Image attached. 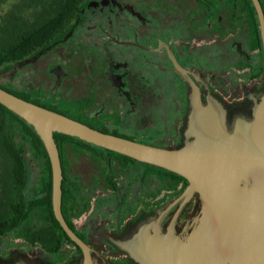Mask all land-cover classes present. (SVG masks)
<instances>
[{
	"label": "flooded vegetation",
	"instance_id": "flooded-vegetation-1",
	"mask_svg": "<svg viewBox=\"0 0 264 264\" xmlns=\"http://www.w3.org/2000/svg\"><path fill=\"white\" fill-rule=\"evenodd\" d=\"M63 16L68 19L43 21L53 28L47 43L23 60L69 32L67 40L20 67L17 83L30 98L86 124L179 148L195 140L188 133L190 79L205 104L213 95L225 105L230 127L253 117L264 94L263 40L252 0H69ZM59 150L64 216L99 264H139L122 242L156 223L162 232L173 226L185 235L201 212L200 194L183 196L188 180L169 170L76 152L69 143ZM33 171L40 187L42 171ZM0 183L1 204L6 192ZM8 226L0 221V264H81L74 241L60 253L40 240L31 248L24 228L15 238Z\"/></svg>",
	"mask_w": 264,
	"mask_h": 264
},
{
	"label": "water",
	"instance_id": "water-1",
	"mask_svg": "<svg viewBox=\"0 0 264 264\" xmlns=\"http://www.w3.org/2000/svg\"><path fill=\"white\" fill-rule=\"evenodd\" d=\"M252 1L264 48V9L260 0ZM68 37L69 32L5 73L12 77L20 67L35 62ZM190 82L188 133L195 140L179 148L103 132L0 86V103L33 126L45 145L52 170L53 212L69 238L81 248V264L99 263L64 216V173L55 132L169 170L188 180L183 196L200 194L201 212L185 235L177 234L173 226L167 233L162 232L156 223L153 231L145 226L121 243L139 264H264V94L253 117H241L230 127L225 105L213 95L205 104L198 86Z\"/></svg>",
	"mask_w": 264,
	"mask_h": 264
},
{
	"label": "trees",
	"instance_id": "trees-1",
	"mask_svg": "<svg viewBox=\"0 0 264 264\" xmlns=\"http://www.w3.org/2000/svg\"><path fill=\"white\" fill-rule=\"evenodd\" d=\"M4 1L0 0V86L25 100L69 116L65 111L53 105L45 104L39 99L30 98L28 93L21 89L17 83L18 72L12 77L5 73L14 64L22 61L23 55H29L36 48L47 43L45 39L51 35L53 28L42 23L61 18L63 20L68 19L67 16L62 17V15L69 9V0H22L7 14L2 13L1 5ZM61 7L62 10H60ZM25 11L31 12V16L27 18ZM24 33H26L27 38L23 40L22 35ZM38 34H41L42 38H39ZM88 125L106 133L143 142L128 137L121 132L92 124ZM54 136L58 147L69 143V147H73L78 152L108 153L112 158L135 161L128 156L87 143L78 137L58 132H55ZM28 151L34 154L33 156L37 161L42 162L43 170L41 172L40 187H36L33 166L27 159ZM0 155L1 174L3 175L0 181L6 192L4 193V200L0 204V218H2L0 221L9 223L6 229L9 234L14 233L16 238L21 236L19 229L24 228L23 238L27 245L33 248L40 240L44 248L50 252L60 253V249L66 241L76 245L61 227L53 212L51 162L41 137L33 126L1 103ZM150 166L156 170H166L157 166ZM22 188L25 189L24 199ZM34 189H37L38 192ZM64 199L63 207L66 204L65 196ZM21 212H23L22 218H20ZM12 213L15 216H12ZM37 213H40V218L37 217ZM69 225L75 230L72 222Z\"/></svg>",
	"mask_w": 264,
	"mask_h": 264
},
{
	"label": "rangeland",
	"instance_id": "rangeland-1",
	"mask_svg": "<svg viewBox=\"0 0 264 264\" xmlns=\"http://www.w3.org/2000/svg\"><path fill=\"white\" fill-rule=\"evenodd\" d=\"M22 0H5L4 3H2V13L7 14L10 12V10L19 2H21ZM25 16L28 18L29 16H31V12L29 11H25ZM74 149V148H73ZM75 150V149H74ZM76 151V150H75ZM78 152V151H76ZM34 154L31 151L27 152V159L29 160L30 164L33 166V168L35 169L36 174L38 172H41L43 170V166H42V162L39 160L37 161L34 156ZM1 158V155H0ZM1 164V163H0ZM2 173V166L0 165V179L3 177ZM1 184V183H0Z\"/></svg>",
	"mask_w": 264,
	"mask_h": 264
}]
</instances>
